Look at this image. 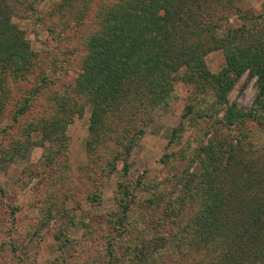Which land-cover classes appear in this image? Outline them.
I'll list each match as a JSON object with an SVG mask.
<instances>
[{
	"label": "trees",
	"instance_id": "1",
	"mask_svg": "<svg viewBox=\"0 0 264 264\" xmlns=\"http://www.w3.org/2000/svg\"><path fill=\"white\" fill-rule=\"evenodd\" d=\"M238 1L59 0L58 16L75 11L73 17L81 23L92 14V28L82 35L80 49L64 55L79 70L68 87L52 79L58 72L67 75L51 67L63 61L48 60L50 72L43 67L41 55L13 22L14 0H0V120L12 105L13 121L22 124L18 139L0 146V171L32 147L45 146L46 164L67 169L66 130L88 110L89 166L102 165V173L110 176L122 162L126 177L130 148L148 129L155 108L173 97L177 79L193 86L199 98L210 95L211 109L221 110L236 79L247 72L256 82L251 108L232 105L215 118V136L183 158L186 168L175 176L180 181L175 197H164L170 204L164 215L181 233L192 235L185 243L200 251L203 264H264V145L246 127L254 125L264 137V4L255 13L243 11ZM28 8L33 11L31 4ZM233 12L238 27L228 24ZM213 51H221L226 63L218 74L206 67L205 58ZM198 111L196 104L187 106V113L200 118ZM122 150L126 156L121 160ZM129 185H119V210L111 215L118 237L134 227L130 213L135 197ZM147 204L160 206L155 199ZM146 248L134 244L121 254L110 250L106 264H150ZM162 249H152L159 254L150 253L151 264H158Z\"/></svg>",
	"mask_w": 264,
	"mask_h": 264
},
{
	"label": "rangeland",
	"instance_id": "2",
	"mask_svg": "<svg viewBox=\"0 0 264 264\" xmlns=\"http://www.w3.org/2000/svg\"><path fill=\"white\" fill-rule=\"evenodd\" d=\"M14 3L13 22L24 32L32 50L41 55L43 67L50 72L48 60L63 61L62 64L52 63L51 67L67 71V75L58 72L52 79L73 87L79 70L73 63L69 65L68 55H64L80 49L82 35L92 28V14L79 23L73 17L75 11L63 17L55 13L59 0H26L24 5L22 0H14ZM29 4L33 11L29 10ZM263 4L264 0L237 2L243 11L255 13L263 11ZM229 14V26L238 27L234 12ZM205 61L211 74L220 73L226 66L221 51L208 54ZM255 95V79L245 72L236 79L221 110L211 109L210 95L199 98L193 86L177 79L173 97L166 105L155 108L148 129L130 148L129 172L123 178L122 162L117 163V172L110 176L102 173V165L89 166L86 152L88 110L82 117H76L66 130L69 141L63 155L67 169L63 170L64 165L53 168L46 164L47 146L32 147L25 157H15L6 171H0V264H106L110 250L121 254L128 245L134 244L147 246L144 252L150 264V253L159 254V251H152L157 247L163 248L158 264L159 261L160 264H203L200 251L185 243L193 239L192 235L181 233L179 228L169 224L164 214L165 208L170 210V204L164 197H175L179 189L180 181L175 176L180 169L186 168L183 158L192 156L208 138L215 136L216 127L212 125L215 118L220 119L232 105L237 110L247 111ZM191 103L202 112L200 118L187 113ZM10 111L12 105L0 120V146L18 139L22 126L21 122L13 121ZM246 127L252 130L258 144L264 145V137L256 127L251 124ZM33 138L38 140L39 136L33 135ZM120 153L122 160L126 154L123 150ZM63 155L58 162L63 160ZM165 156H169L168 161ZM118 184H132L129 192L135 197L130 213L134 227L120 237L110 225L111 215L119 210ZM134 186L138 188L134 190ZM152 199L160 206L147 204ZM159 238L164 239L157 242Z\"/></svg>",
	"mask_w": 264,
	"mask_h": 264
}]
</instances>
